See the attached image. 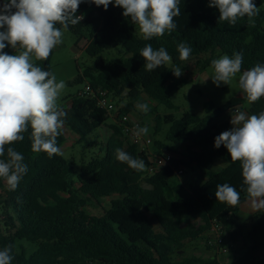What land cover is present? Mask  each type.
I'll list each match as a JSON object with an SVG mask.
<instances>
[{
  "label": "trees",
  "instance_id": "obj_1",
  "mask_svg": "<svg viewBox=\"0 0 264 264\" xmlns=\"http://www.w3.org/2000/svg\"><path fill=\"white\" fill-rule=\"evenodd\" d=\"M253 2L259 14L239 18L232 27L218 20L219 10L209 7V0H181L180 15L173 18L175 30L171 33L166 30L163 36L147 41L137 34L139 25L123 16L122 8L110 4L105 10L102 5L82 2L76 15L83 14L84 18L76 25H69L68 30L77 36L83 32L88 35L85 52L89 57L97 59L110 47L118 49L119 57L110 63L102 62L99 68L87 67L70 84H81L87 79L94 90H106L114 97L125 95L128 102L120 110V117L131 114L138 102L144 103V95L174 109L173 97L189 80L184 75L175 77L171 70L174 67L184 70L189 59L197 58L203 69L211 65L216 52L231 57L234 52L242 51L240 74L257 63H264V0ZM80 23L83 27H78ZM149 43L154 49L163 46L172 57V65L145 71L140 50ZM180 43L192 49L187 61L179 59ZM208 54H211L209 58L200 60ZM52 55L53 50L47 60L35 64L52 73ZM245 103L249 104V115L264 111V97L249 103L245 95L220 107L206 102L204 117L189 112L180 119L172 114L162 117L150 108L148 113L156 123L155 134L160 133L163 124L169 125L166 140L187 145L190 150L187 166L196 164L200 170L197 180L189 187L170 167L148 176L147 155L138 146L126 142L124 127L120 124L110 125L112 133L103 155L83 163L79 172L64 155L49 158L47 153H34L29 126L23 133V141L5 146L13 147L24 156L28 171L15 190L0 178V187L7 185L3 205L5 224L9 228V234L0 238V249L12 245V264H217L198 257L175 259L182 257L179 252L187 242L202 237L214 221L225 226L232 241L246 238L256 242L254 237L261 232L260 214L245 221L238 219L241 206L248 202L246 192L241 190V162L232 161L223 145L219 149L214 147L215 137L232 128L229 123H216L217 120ZM61 109L67 113L57 137V146L61 149L66 141V129L78 137V143H83L109 119L107 111L98 106V95L78 94L72 98L69 108ZM155 146L160 152L172 151L161 141H156ZM117 148L142 159L145 168L134 170L118 161ZM3 158L6 159V154ZM213 158L224 161L225 166L212 170ZM223 183L240 192L238 205L217 201L216 186ZM113 195L119 197L101 215L88 210L90 202L100 204L101 199ZM150 214L160 231L156 230ZM195 220L202 224L195 226L192 223ZM23 240L38 244L37 250L30 255L25 250L18 252L16 243ZM261 247V242H256L231 264H264V255L257 256Z\"/></svg>",
  "mask_w": 264,
  "mask_h": 264
},
{
  "label": "clouds",
  "instance_id": "obj_2",
  "mask_svg": "<svg viewBox=\"0 0 264 264\" xmlns=\"http://www.w3.org/2000/svg\"><path fill=\"white\" fill-rule=\"evenodd\" d=\"M82 2L94 3L107 10L110 4L122 8L123 16L138 24L144 40L161 37L167 30L177 27L173 18L180 15L181 0H5L0 5V178L11 190H15L28 171L24 156L14 150L16 141H23V133L31 128V150L47 153L49 158L63 155L57 146V137L63 127L67 113L57 107V98L65 88L63 80L42 70L35 61L47 60L52 50L62 43L63 31L69 25L78 24L84 17L76 15ZM209 7L219 10L218 20L235 27L239 18H252L259 14L253 0H209ZM7 42V45L6 43ZM6 46L19 47V54L4 52ZM179 59L187 61L192 49L185 43L177 46ZM144 59V70L152 72L167 64L172 57L161 46L154 49L146 44L140 50ZM243 52H234L231 57L223 55L211 61L212 82L220 87L228 85L232 78L241 73ZM172 74L179 78L183 69L174 67ZM238 86L249 103L264 97V63L244 70L238 76ZM141 112L150 110L148 103L138 102ZM230 130L214 139V147L223 145L232 161L241 162L243 184L241 190L254 211L264 212V111L248 115L239 107L231 111ZM149 128L135 125L132 135L139 140L147 135ZM6 154V159L5 157ZM116 159L125 162L134 170H143L142 159L133 158L120 148L115 149ZM217 201L229 206L240 202V192L229 183L217 184ZM12 245L0 249V264H12Z\"/></svg>",
  "mask_w": 264,
  "mask_h": 264
},
{
  "label": "rangeland",
  "instance_id": "obj_3",
  "mask_svg": "<svg viewBox=\"0 0 264 264\" xmlns=\"http://www.w3.org/2000/svg\"><path fill=\"white\" fill-rule=\"evenodd\" d=\"M183 16L185 17V14H183ZM78 27L83 26H81L80 23ZM137 34L142 36L139 27L137 28ZM87 40L88 35L85 32L77 36L73 31L66 30L63 31L62 43L53 49V55L51 58L52 74L56 76L57 82L61 80L65 82V88L61 91L56 101L58 109L69 108L72 98L77 96L84 89L87 79H83L81 84L70 83L73 82L78 75L83 74V71H85L87 67L93 69L99 68L102 62L110 63L119 57V52L116 47L108 48L105 53L97 59L89 57L85 52L88 45ZM5 43L7 45V42ZM20 51L21 49L19 47L13 49L11 46H6L4 49V52L10 55L19 54ZM210 56L211 54L205 55L201 57L200 60L202 61ZM222 56L223 54L216 52L214 59H218ZM197 62V58H191L185 64L183 75L188 78L189 82L173 97L172 101L174 109H169L164 105L158 104L145 95L142 97L144 103H148L150 108L156 110V113L162 117L172 114L175 119H180L186 112L204 117V104L208 101L213 102L216 107H220L233 98L245 95L238 86V76L240 74H237L236 77L232 78L228 85L222 84L220 87H217L210 78L213 74L212 66L210 65L201 69V66ZM167 64L168 66H171L172 62L170 61ZM111 98L116 106L125 105V103L128 102L125 95L122 97L112 96ZM135 106L134 111L131 113V116H129V122L139 123L141 127L147 126L149 128L147 135L154 141L150 147L152 153H162L156 148V141H161L172 148V151L170 152H172L177 159V168L184 169V175L178 178L186 187H189L190 184L197 180L200 170L196 164H192L191 167L187 166L189 160L188 155L190 152L188 146L183 144H171L166 140L169 125L163 124L160 133L155 134L154 127L156 123L154 122V116L148 112H141ZM248 107L249 104L245 103L244 108L247 109ZM223 121L224 120H217L216 123L222 124ZM111 124L112 122L109 119L83 143H78L77 136L69 130H66V141L61 150L64 157L72 162L76 172H79L83 163H88L92 158L103 155L104 146L112 133V130L110 129ZM225 164L224 161L218 158H213L212 170H219L225 166ZM6 186V184H3L2 187H0V238L9 234V228L5 224L3 205L7 189ZM118 197V195H113L108 198H103L101 199L100 204L90 202L88 210L95 215H101L105 210H108L111 207V201ZM251 210L249 204L243 205L240 208L238 219L240 221H245L257 213L260 214L258 221H261L262 224L259 227L261 232L254 237V239L257 240L256 242H261L262 244L257 255L260 258L264 255V212H254ZM150 217L153 219L156 230L160 231L161 229L152 214H150ZM192 223L197 227L202 224L200 220H195ZM208 236L209 233L206 232L196 241L187 242L184 249L179 252L182 257H175V259L183 260L184 258L198 257L205 261H216L217 264H231L247 252L250 247L256 244L252 239L246 240V238H237V241L234 242L231 240L230 234L225 229V240L230 249L227 253H220L215 248L207 247ZM16 248L18 252L25 250L27 254L30 255L37 250L38 244L26 240L17 241Z\"/></svg>",
  "mask_w": 264,
  "mask_h": 264
},
{
  "label": "built area",
  "instance_id": "obj_4",
  "mask_svg": "<svg viewBox=\"0 0 264 264\" xmlns=\"http://www.w3.org/2000/svg\"><path fill=\"white\" fill-rule=\"evenodd\" d=\"M79 95H87L89 97L98 95V106L107 111L108 116L113 112H116L118 106L114 104L112 100V94L103 89L94 90L89 80L86 81L84 89ZM139 123H126L124 126V135L126 142L130 145L138 146L142 153H145L148 157L149 164L146 167V173L148 176H153L166 167H170L174 170L177 177L184 175V169H178L176 167V157L170 152H162L160 154L152 153L150 147L154 143L153 139L148 135L142 136L139 140L133 137L132 129ZM225 226L214 221L208 231L209 236L207 238V246L217 249L220 253H227L230 249L225 240Z\"/></svg>",
  "mask_w": 264,
  "mask_h": 264
},
{
  "label": "crops",
  "instance_id": "obj_5",
  "mask_svg": "<svg viewBox=\"0 0 264 264\" xmlns=\"http://www.w3.org/2000/svg\"><path fill=\"white\" fill-rule=\"evenodd\" d=\"M5 2V0H0V5H3V3ZM244 96V95H243ZM243 96H239V97H243ZM71 104V103H70ZM124 105H120L118 106V109L116 112H113L110 116H109V119L111 120L112 124H120L122 125L123 127L125 126L126 123H130L129 122V116H131V114H129L128 116L126 117H120V110L123 108ZM242 111H245L248 115L249 113L247 112V109L244 108V105L239 107ZM233 110V109H232ZM230 110L229 112H227L226 114H224L220 119L218 120H224L222 123H229L231 127H233L230 123V120H231V111ZM108 119V120H109ZM229 119V120H228ZM111 124V125H112ZM67 130V129H66ZM78 138V137H77ZM64 145V144H63ZM224 167V166H223ZM222 167V168H223ZM221 168V169H222ZM220 170V169H219ZM214 171H218V170H214ZM246 205L249 204L248 202L245 203ZM244 204V205H245ZM243 206V205H242ZM241 206V207H242ZM252 209V208H251ZM251 211H254L253 209ZM255 212V211H254Z\"/></svg>",
  "mask_w": 264,
  "mask_h": 264
}]
</instances>
